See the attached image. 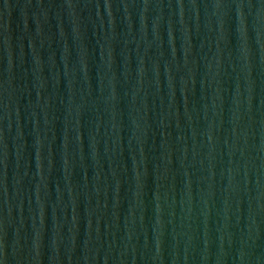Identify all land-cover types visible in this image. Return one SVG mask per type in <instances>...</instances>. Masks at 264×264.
<instances>
[{"label": "water", "instance_id": "water-1", "mask_svg": "<svg viewBox=\"0 0 264 264\" xmlns=\"http://www.w3.org/2000/svg\"><path fill=\"white\" fill-rule=\"evenodd\" d=\"M0 264H264V0H0Z\"/></svg>", "mask_w": 264, "mask_h": 264}]
</instances>
